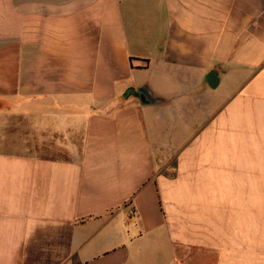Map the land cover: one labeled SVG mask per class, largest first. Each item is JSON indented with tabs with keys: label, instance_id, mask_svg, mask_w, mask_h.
Masks as SVG:
<instances>
[{
	"label": "crops",
	"instance_id": "0c3cea01",
	"mask_svg": "<svg viewBox=\"0 0 264 264\" xmlns=\"http://www.w3.org/2000/svg\"><path fill=\"white\" fill-rule=\"evenodd\" d=\"M0 264H264V0H0Z\"/></svg>",
	"mask_w": 264,
	"mask_h": 264
},
{
	"label": "water",
	"instance_id": "95a60500",
	"mask_svg": "<svg viewBox=\"0 0 264 264\" xmlns=\"http://www.w3.org/2000/svg\"><path fill=\"white\" fill-rule=\"evenodd\" d=\"M205 81L209 85V87L214 88L217 84V76L213 71H210L205 76Z\"/></svg>",
	"mask_w": 264,
	"mask_h": 264
},
{
	"label": "rangeland",
	"instance_id": "374dc122",
	"mask_svg": "<svg viewBox=\"0 0 264 264\" xmlns=\"http://www.w3.org/2000/svg\"><path fill=\"white\" fill-rule=\"evenodd\" d=\"M207 92H210V90L207 89Z\"/></svg>",
	"mask_w": 264,
	"mask_h": 264
}]
</instances>
